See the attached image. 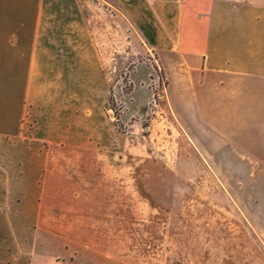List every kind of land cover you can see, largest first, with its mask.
Listing matches in <instances>:
<instances>
[{"label": "crops", "instance_id": "crops-1", "mask_svg": "<svg viewBox=\"0 0 264 264\" xmlns=\"http://www.w3.org/2000/svg\"><path fill=\"white\" fill-rule=\"evenodd\" d=\"M117 1L150 55L131 71L122 123L141 139L138 128L151 118L153 132L157 100L189 139L193 133L184 124L196 122L197 136L217 139V171L239 177L245 201L256 207L245 214L238 206L242 197L231 189L226 210L264 218V0ZM88 6L78 0H0V138L11 142L18 171L13 177L0 167V264H88L79 248L91 247L77 240L94 231L80 222L88 219V187L118 189L117 195L93 193V204L105 206L101 217L116 219L123 235L126 172L139 189L129 199L139 212L158 201L151 191L139 193L145 169L132 161L144 146L130 148L133 139L117 130L104 101L92 99V83L79 89L77 81L67 82L78 72L71 60L93 53V30L86 26L87 36L81 31ZM158 70L166 80L163 90ZM78 90L86 98L77 100ZM27 121L34 128L31 143ZM217 213L222 218L225 211ZM154 229L147 228L151 236ZM225 233L230 240L236 235Z\"/></svg>", "mask_w": 264, "mask_h": 264}, {"label": "rangeland", "instance_id": "rangeland-1", "mask_svg": "<svg viewBox=\"0 0 264 264\" xmlns=\"http://www.w3.org/2000/svg\"><path fill=\"white\" fill-rule=\"evenodd\" d=\"M78 2L89 5L88 11H84L87 20L81 31L87 36L86 26L93 30L94 46L91 57L71 60L72 67L78 72L67 76V82L77 81L79 89H84L87 82L92 83V99L104 101V109L117 124V130L133 139L130 148L134 147L133 143L136 147L144 146L142 153H137L135 158L131 155L134 158L132 162L141 164L145 169L141 171V179L147 182L143 181L139 193L149 194L151 191L158 197L154 209L150 210L143 204L139 212V204L130 201L139 189L135 188L131 174L126 172L127 226L123 235L117 232L116 219L106 221L101 217L99 212L105 206L99 205V202L93 204V193L100 194L102 190L103 194L117 195L118 189L88 187L87 196L92 197L89 203H85L88 219H81L80 222L94 231L77 236L79 246L91 247L88 251L79 248V254H85L88 264H264V218L246 219L239 213L231 215L226 210L225 198L231 189L242 197L243 201L238 206L245 214L250 215L256 207L245 201L247 189L238 185L239 177L235 174L231 177L229 170L217 171V159L220 160L217 139L197 136L196 122L184 124L193 133L192 139L187 138L180 131L183 124L159 100L151 110V116L157 119L153 132L150 131L151 118L138 128L141 139H135L137 129H131L132 134L129 123H122L124 96L131 89V71L138 62L147 61L150 55L117 0ZM78 36L81 38V35ZM158 77L163 90L166 83L163 72L158 70ZM76 93L77 100L86 98L85 90ZM139 94L137 99H140ZM137 99L135 101L139 102ZM129 108L138 109L135 105ZM134 123L130 122V125ZM32 125L27 121V143H31ZM151 133L153 137L145 141L144 137H149ZM201 134H204L203 128ZM9 147L11 142L0 138V167L7 172L3 171L4 175L16 177L18 171L13 167ZM198 150L208 153L200 154ZM91 173L97 174L87 172L88 176ZM218 211H225L222 218H217ZM150 212L152 218L149 217ZM155 214L158 218H153ZM136 225L142 228V233L135 231ZM149 226L155 228L152 236L147 231ZM251 230H255L254 235ZM225 232H236V235L230 240V235Z\"/></svg>", "mask_w": 264, "mask_h": 264}, {"label": "trees", "instance_id": "trees-1", "mask_svg": "<svg viewBox=\"0 0 264 264\" xmlns=\"http://www.w3.org/2000/svg\"><path fill=\"white\" fill-rule=\"evenodd\" d=\"M131 85V89L129 90V92L132 90V88H133V86H132V84H130Z\"/></svg>", "mask_w": 264, "mask_h": 264}]
</instances>
